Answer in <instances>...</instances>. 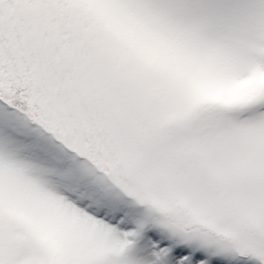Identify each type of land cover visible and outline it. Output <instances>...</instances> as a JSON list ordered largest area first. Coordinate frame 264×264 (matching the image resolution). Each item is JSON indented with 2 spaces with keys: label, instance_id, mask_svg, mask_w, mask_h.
Segmentation results:
<instances>
[{
  "label": "snow or ice",
  "instance_id": "obj_1",
  "mask_svg": "<svg viewBox=\"0 0 264 264\" xmlns=\"http://www.w3.org/2000/svg\"><path fill=\"white\" fill-rule=\"evenodd\" d=\"M0 264H264V0H0Z\"/></svg>",
  "mask_w": 264,
  "mask_h": 264
}]
</instances>
